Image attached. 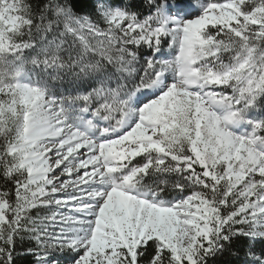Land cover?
I'll return each mask as SVG.
<instances>
[{"label": "snow or ice", "instance_id": "obj_1", "mask_svg": "<svg viewBox=\"0 0 264 264\" xmlns=\"http://www.w3.org/2000/svg\"><path fill=\"white\" fill-rule=\"evenodd\" d=\"M0 264H264V0H0Z\"/></svg>", "mask_w": 264, "mask_h": 264}]
</instances>
